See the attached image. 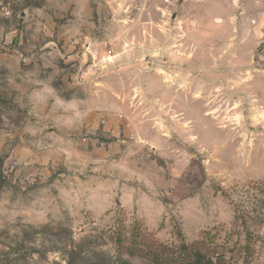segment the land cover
Instances as JSON below:
<instances>
[{"label": "rangeland", "instance_id": "obj_1", "mask_svg": "<svg viewBox=\"0 0 264 264\" xmlns=\"http://www.w3.org/2000/svg\"><path fill=\"white\" fill-rule=\"evenodd\" d=\"M212 1L0 0V264H264V42Z\"/></svg>", "mask_w": 264, "mask_h": 264}, {"label": "crops", "instance_id": "obj_2", "mask_svg": "<svg viewBox=\"0 0 264 264\" xmlns=\"http://www.w3.org/2000/svg\"><path fill=\"white\" fill-rule=\"evenodd\" d=\"M200 1L196 0L198 6ZM208 1L204 0L203 4L210 3ZM212 4L211 12L225 22L219 27L218 36L221 39L230 36L228 43L241 48L240 51L236 47V56L231 61L235 67L252 66L257 50L264 42V0H213Z\"/></svg>", "mask_w": 264, "mask_h": 264}, {"label": "trees", "instance_id": "obj_3", "mask_svg": "<svg viewBox=\"0 0 264 264\" xmlns=\"http://www.w3.org/2000/svg\"><path fill=\"white\" fill-rule=\"evenodd\" d=\"M140 251L145 250V246L138 244L137 248ZM90 251L78 250L73 252L72 257L68 260V264H85L80 262L84 259V256L89 254ZM158 261H162L163 264H232L231 262L225 260L222 256H216L211 253L209 250H204L203 247H194L192 250H189L186 258H163L157 256ZM77 261V262H76ZM6 264V263H4Z\"/></svg>", "mask_w": 264, "mask_h": 264}]
</instances>
